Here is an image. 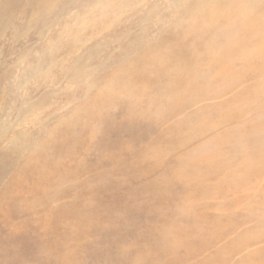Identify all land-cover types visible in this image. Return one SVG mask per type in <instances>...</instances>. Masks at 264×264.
Here are the masks:
<instances>
[{
	"label": "rangeland",
	"instance_id": "rangeland-1",
	"mask_svg": "<svg viewBox=\"0 0 264 264\" xmlns=\"http://www.w3.org/2000/svg\"><path fill=\"white\" fill-rule=\"evenodd\" d=\"M237 1L0 0V264H264L258 60L208 66Z\"/></svg>",
	"mask_w": 264,
	"mask_h": 264
},
{
	"label": "bare ground",
	"instance_id": "bare-ground-1",
	"mask_svg": "<svg viewBox=\"0 0 264 264\" xmlns=\"http://www.w3.org/2000/svg\"><path fill=\"white\" fill-rule=\"evenodd\" d=\"M246 0H244V1H242V2H235V5L237 6V8H239V14H238V19H236L235 21L237 22V24H238V29H239V32H246V34L248 33L249 35L247 36L246 35V37H244L243 38V35L242 34H239L240 35V37L238 36H231V37H228V39H226V41L224 42V52H222V54H220V55H218V56H216V58L215 57H213V55L214 54H211L210 55V59H209V63H208V66L209 65H211L210 66V68H215V67H217L218 66V63H219V58L221 59V58H223V62H224V59L226 58L228 61L229 60H234V58H236V57H242V58H244V60H245V64L246 63H249L250 64V62H252L251 61V59H254V61H256L255 59H257L258 61H256L257 63H255V62H253L255 65H257L258 64V68H257V77L255 78V80H254V83H252L249 87H246L244 90H243V92H242V96L240 97V95L239 94H235V95H233V97L231 96V98L230 99H228L227 100V103L230 105L232 102H234V100L235 99H237V98H240L239 99V101L241 102V103H243L244 105L245 104H250V105H252V104H258V103H261L262 101H264V20H262V17H264V2H261V3H258V7L260 8L259 10H262L263 12L261 13V15L258 17V16H254V12L256 13V9H255V4L252 2V1H250V2H245ZM254 1V0H253ZM231 2V1H230ZM257 1H255V3H256ZM203 3H204V1H203ZM206 3H208V2H206ZM212 3V2H211ZM210 5V4H209ZM220 5L221 4H219V7H217V6H211V7H208V8H206L205 10H202L201 12H199V14H197L196 16H197V18L195 19L194 18V20L192 21V23L194 24V25H188L187 26V28L188 29H192L194 32H199V33H205V26L206 25H212V24H216V20H218L219 18H218V16L219 15H217L218 14V12H221V8H222V6L220 7ZM198 7H199V5H198ZM207 7V6H206ZM231 7V6H230ZM229 8V7H228ZM194 9V8H193ZM235 9V8H234ZM195 10V9H194ZM198 10V9H197ZM201 10V9H200ZM230 10V9H229ZM234 11V10H233ZM101 13V12H100ZM192 13H194V11H192ZM198 13V12H197ZM228 13H230L229 11H228ZM233 15V14H232ZM195 16V17H196ZM223 17V16H222ZM224 20V19H223ZM231 20V19H230ZM229 22V21H228ZM234 22V21H233ZM182 23V22H181ZM204 24V25H203ZM227 24V23H226ZM225 24V25H226ZM234 24V23H233ZM214 26V25H213ZM217 27V26H216ZM184 28V27H183ZM232 28V27H231ZM216 29V28H215ZM213 30H214V28H213ZM212 30V31H213ZM216 31V30H215ZM214 31V32H215ZM190 32V31H189ZM228 32V31H227ZM237 32L238 31H236V34H237ZM190 33H192L193 34V32H190ZM218 33V32H217ZM232 33V32H231ZM179 34H180V32H179ZM212 34H214V33H212ZM211 34V35H212ZM216 34V33H215ZM175 35V34H174ZM238 35V34H237ZM193 36V35H192ZM198 36V35H197ZM202 37V36H201ZM200 37V38H201ZM212 37V36H211ZM183 38H185V36L183 37ZM190 38V37H189ZM243 38V39H242ZM172 39H174L175 40V38H172ZM214 39V38H213ZM219 39V38H218ZM179 40H180V38H179ZM215 40V39H214ZM214 40H212V41H214ZM189 41V40H188ZM177 42V41H176ZM198 42V41H197ZM202 42V41H201ZM207 42V41H206ZM210 42V41H209ZM215 42V41H214ZM178 43V42H177ZM194 43V42H193ZM192 43V44H193ZM216 43H218V42H216ZM215 43V44H216ZM188 44V43H187ZM191 44V45H192ZM200 44V43H199ZM189 45V44H188ZM201 45L202 46H200V50L199 51H202V50H204L205 52H206V50H210L211 52H213V49L215 48V46H214V44H212V43H209V44H207V43H204V44H202L201 43ZM218 45V44H217ZM191 47V46H190ZM217 47V46H216ZM187 48V47H186ZM219 48V47H218ZM195 49V48H194ZM197 49H198V47H197ZM187 49H185V51H186ZM188 51V50H187ZM203 51V52H204ZM170 53V52H169ZM181 53V52H180ZM189 53V52H188ZM187 53V54H188ZM168 54V53H167ZM185 54V53H184ZM176 55H177V53H176ZM179 55V54H178ZM177 55V56H178ZM197 55V54H196ZM206 55V54H205ZM186 56V55H185ZM188 56V55H187ZM223 56V57H222ZM155 57V56H154ZM158 57V56H157ZM191 57H192V55H191ZM152 58V57H151ZM185 58V57H184ZM150 59V58H149ZM157 59V58H156ZM192 59H194V57H192ZM196 59V58H195ZM198 59V58H197ZM239 59V58H238ZM185 60V59H184ZM200 60V59H199ZM149 61H152L151 59L149 60ZM178 61V60H177ZM186 61V60H185ZM189 61H191V60H189ZM236 61V60H235ZM239 61V60H238ZM157 62H159L158 60H157ZM169 62V61H168ZM192 62V61H191ZM190 62V63H191ZM226 62V61H225ZM171 62H169V64H170ZM173 63H174V61H173ZM179 63V62H178ZM177 63V64H178ZM183 62L181 61V64H182ZM187 63V62H186ZM229 63V62H228ZM160 64V63H159ZM163 64V63H162ZM203 64V63H202ZM172 65V64H171ZM239 65V64H238ZM157 66V65H156ZM160 66V65H159ZM207 66V64L205 65V67ZM240 66H241V64H240ZM173 67H175V66H173ZM177 67V66H176ZM187 67V66H186ZM203 67V66H202ZM222 67V66H221ZM252 67V66H251ZM154 68H155V66H154ZM178 68V67H177ZM181 68V67H180ZM179 68V69H180ZM199 68V67H198ZM163 69V68H162ZM252 70H253V68H252ZM164 71V70H163ZM190 72V71H189ZM168 74V73H167ZM202 74V73H201ZM222 74H224V75H222ZM157 75V74H156ZM221 75H222V77H221V79L224 77V79H225V83H227V82H229V81H233L231 84H229V85H226L225 83H224V85H225V88L226 89H229V90H233L234 88H235V86L236 85H238V80H239V78L240 77H244V75H245V72L244 71H237V72H234V73H232L231 75H229V74H227V72L226 71H221ZM211 76V75H210ZM172 77H174V76H172ZM171 77V78H172ZM164 78V77H163ZM162 78V79H163ZM247 78V77H246ZM188 78L186 77V80H187ZM172 80V79H171ZM134 81V80H133ZM253 81V80H252ZM217 82V81H216ZM132 83H134L135 84V82H132ZM170 83H171V85H172V81H170ZM223 83V82H222ZM247 82H245V84H246ZM109 84H111V83H109ZM130 86V85H129ZM196 86V85H195ZM217 86V85H216ZM219 86V85H218ZM135 87V86H134ZM169 87V86H168ZM120 88V87H119ZM125 88V87H124ZM132 88V87H131ZM216 88H218V87H216ZM216 88H214L215 90H216ZM144 89V88H143ZM146 89V88H145ZM166 89H167V87H166ZM208 89V88H207ZM127 90V89H126ZM224 90V89H223ZM111 91V90H110ZM132 91V90H131ZM137 91H138V89H137ZM247 91V92H246ZM114 92V91H113ZM129 92H130V90H129ZM185 92V91H184ZM232 92V91H231ZM135 93H137V92H135ZM134 93V94H135ZM221 93V92H220ZM219 93V94H220ZM132 94V93H131ZM142 94V93H141ZM229 94V93H228ZM151 95V94H150ZM149 95V96H150ZM186 95H188V94H186ZM197 95V94H196ZM195 95V96H196ZM211 95V94H210ZM221 95V94H220ZM167 96V95H166ZM223 96H224V94H223ZM228 96V95H227ZM202 97V96H201ZM208 97H210V96H208ZM214 97V96H213ZM220 97H222V96H220ZM219 97V98H220ZM196 98V97H195ZM199 98V97H198ZM131 99V98H130ZM137 99V98H136ZM151 99V98H150ZM159 99V98H158ZM161 99V98H160ZM165 99H166V97H165ZM179 99V98H178ZM209 99V98H208ZM216 99V98H215ZM138 100V99H137ZM173 100H175V99H173ZM197 100H200V98L199 99H197ZM214 100V99H213ZM222 100H223V98H222ZM152 101V100H151ZM202 101V100H201ZM201 101H199V104L200 103H202ZM207 101V100H206ZM211 101H212V98H211ZM217 101V100H216ZM150 102V101H149ZM148 102V103H149ZM157 102H159V101H157ZM192 102V101H191ZM190 102V103H191ZM197 103H198V101H196ZM222 103H223V101H221ZM212 103H213V101H212ZM225 103V102H224ZM223 103V104H224ZM132 104V103H131ZM135 104V103H134ZM165 104V103H164ZM192 104V103H191ZM214 104V103H213ZM212 104V105H213ZM217 104V103H216ZM237 104V103H236ZM133 105V104H132ZM193 105V104H192ZM198 105V104H197ZM201 105V104H200ZM205 105H208V104H205ZM210 105V104H209ZM232 105V104H231ZM179 106V105H178ZM196 106V105H195ZM203 106H204V104H203ZM219 107H220V105H218ZM236 106V105H235ZM185 107V106H184ZM136 108V107H135ZM145 108V107H144ZM162 108V107H161ZM161 108H160V110H161ZM205 108V107H204ZM211 108V107H210ZM222 108V107H221ZM243 108H246V107H243ZM169 109V108H168ZM217 109V108H216ZM208 110V109H207ZM223 110H225V108H223ZM246 110V109H245ZM244 110V113H246V111ZM149 111V110H148ZM183 111V110H182ZM187 110H185V112H186ZM221 111V110H220ZM227 111V110H226ZM233 111V110H232ZM146 112V111H145ZM153 112H156V110H154ZM191 112H194V110L193 111H191ZM197 112V111H196ZM195 112V113H196ZM243 112V111H242ZM157 113V112H156ZM164 113V112H163ZM162 113V114H163ZM217 113V112H216ZM225 113V112H224ZM166 114V113H165ZM177 114V113H176ZM182 114H184V113H182ZM215 114V113H214ZM247 114H248V112H247ZM247 114H246V116H247ZM218 115H221L220 113L218 114ZM223 115V114H222ZM226 115V114H225ZM233 115H234V113H233ZM262 115V114H261ZM147 116V115H146ZM151 116V115H150ZM205 116H206V113H205ZM230 115H228V117H229ZM250 116V115H249ZM256 116V115H255ZM148 117V116H147ZM221 117H223V116H221ZM227 117V118H228ZM235 117V116H234ZM180 118V117H179ZM184 118H186V117H184ZM193 118V117H192ZM224 118V117H223ZM254 119V118H253ZM177 120V119H176ZM202 120V119H201ZM210 120V119H209ZM217 120V119H216ZM240 120V119H239ZM213 121V120H212ZM221 121H223V120H221ZM245 121V120H244ZM179 122V121H178ZM188 122V121H187ZM193 122V121H192ZM195 122V121H194ZM255 122V121H254ZM202 123V122H201ZM204 123V122H203ZM236 123V122H235ZM251 123V122H250ZM176 124V123H175ZM197 124V123H196ZM214 124V123H213ZM238 124V123H237ZM236 124V125H237ZM245 124V123H244ZM212 125V124H211ZM210 125V126H211ZM251 125H252V123H251ZM257 125V124H256ZM189 126H190V124H189ZM228 126H230V125H228ZM227 126V127H228ZM262 126H263V124H262ZM262 126H261V130L263 131L264 130V127L262 128ZM207 127V126H206ZM214 126H212L211 128H213ZM220 127H222V126H220ZM235 127V126H234ZM189 128V127H188ZM225 128H226V126H225ZM183 130H184V128H182ZM191 129V128H190ZM203 129V128H202ZM224 129V128H223ZM188 130V129H187ZM193 130H195V129H193ZM210 130V129H209ZM219 130V129H218ZM251 130V129H250ZM255 130V129H254ZM261 130L259 131L260 133H263V132H261ZM234 133L236 132V130L234 129V130H232ZM258 131V130H257ZM256 131V132H257ZM218 132V131H217ZM220 132V131H219ZM182 133V132H181ZM185 133V132H184ZM200 133V132H199ZM252 133V132H251ZM183 134V133H182ZM201 134V133H200ZM215 134V133H214ZM230 134H231V131H230ZM241 134V133H240ZM192 135V134H191ZM216 135V134H215ZM220 135V134H219ZM233 135V134H232ZM236 135H238V134H236ZM258 135V134H257ZM260 135H262V134H260ZM240 136V135H239ZM185 137V136H184ZM223 137V136H222ZM228 137H230V136H228L227 135V138ZM202 138V137H201ZM212 138V137H211ZM221 138V137H220ZM236 138H237V136H236ZM188 139V138H187ZM193 139V138H192ZM195 139V138H194ZM219 139V138H218ZM226 139V138H225ZM197 140H198V138H197ZM231 140V139H230ZM186 141V140H185ZM195 141V140H194ZM215 142H217V141H215ZM220 142H222V140H220ZM219 142V143H220ZM183 143V142H182ZM218 144V143H217ZM190 145V144H189ZM188 145V146H189ZM215 145V144H214ZM219 145V144H218ZM182 146V145H181ZM184 146V145H183ZM220 146V145H219ZM221 146H222V144H221ZM175 147V146H174ZM201 147V146H200ZM216 147V146H215ZM223 147V146H222ZM237 147V146H236ZM217 148H218V146H217ZM221 148V147H220ZM199 149V148H198ZM214 149V148H213ZM200 152H202V150L200 151ZM208 153V152H207ZM205 154V153H204ZM214 155H215V153H213ZM151 155H153L154 156V154H153V152H152V154ZM212 155V154H211ZM258 157V156H257ZM202 158V157H201ZM212 158V157H211ZM203 159V158H202ZM259 159V158H258ZM197 162V161H196ZM202 162V161H201ZM207 163V162H206ZM258 163V162H257ZM244 164H246V163H244ZM202 165H204V164H202ZM262 167V166H261ZM247 168V167H246ZM248 169V168H247ZM243 170V169H242ZM196 171V170H195ZM246 171V170H245ZM256 171V170H255ZM212 173V172H211ZM236 174V173H235ZM244 174V173H243ZM253 174V173H252ZM251 174V175H252ZM177 175V174H176ZM248 175H249V173H248ZM256 176V175H255ZM210 177V176H209ZM209 179V178H208ZM248 179V178H247ZM227 181V180H226ZM246 181V180H245ZM230 187V186H229ZM234 187H236V186H234ZM230 188H232V187H230ZM242 188V187H241ZM240 188V189H241ZM232 192V191H231ZM250 193V192H249ZM238 195V194H237ZM242 201V200H241ZM193 206V205H192ZM242 207V206H241ZM248 207V206H247ZM246 207V208H247ZM251 208H255V207H251ZM262 208V207H261ZM236 209V208H235ZM244 212H246V211H244ZM232 215V214H231ZM233 217H234V215H233ZM233 217H231V218H233ZM247 217V216H246ZM232 220V219H231ZM233 221V220H232ZM248 222V221H247ZM213 234V233H212ZM178 240V239H177ZM178 244V243H177Z\"/></svg>",
	"mask_w": 264,
	"mask_h": 264
}]
</instances>
